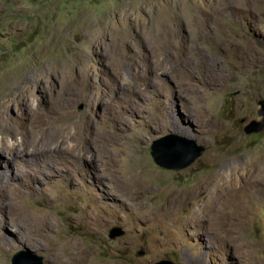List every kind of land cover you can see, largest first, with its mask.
<instances>
[{"label": "rangeland", "instance_id": "1", "mask_svg": "<svg viewBox=\"0 0 264 264\" xmlns=\"http://www.w3.org/2000/svg\"><path fill=\"white\" fill-rule=\"evenodd\" d=\"M15 70L0 121L22 134L1 143L0 173L25 195L0 193V264L25 251L24 264H75L82 250V264H264V128L245 133L264 101V0H0V77ZM169 135L205 151L160 167L151 146ZM219 178L234 203L204 204Z\"/></svg>", "mask_w": 264, "mask_h": 264}, {"label": "bare ground", "instance_id": "2", "mask_svg": "<svg viewBox=\"0 0 264 264\" xmlns=\"http://www.w3.org/2000/svg\"><path fill=\"white\" fill-rule=\"evenodd\" d=\"M167 1V0H166ZM165 2V1H164ZM2 10V9H1ZM160 12H162V14L163 15H165V14H171V11L169 10V9H166V10H160ZM208 16V15H207ZM92 23V22H91ZM215 34V36H218V40H219V42H222V43H224V42H226V32H223L222 30H219L218 32H215L214 33ZM100 39V38H99ZM214 39V38H213ZM98 40V39H97ZM240 41H241V43L243 44V45H246V48H247V46H248V44H246V42L245 41H243L242 39H240ZM96 43V42H95ZM99 45V44H98ZM248 47H250L251 48V45L250 46H248ZM249 48V49H250ZM61 60V59H60ZM76 60V59H75ZM77 61V60H76ZM75 63V62H74ZM48 67V66H47ZM66 69V68H65ZM46 70V69H45ZM48 71V70H47ZM35 72V71H34ZM73 72H75V71H73ZM77 72V71H76ZM48 73H49V71H48ZM70 73L72 74V71L70 70ZM79 73H80V71H79ZM40 75V74H39ZM48 75V74H47ZM50 76V75H49ZM59 76V75H58ZM28 77V76H27ZM30 78V77H29ZM41 78V77H40ZM203 78H205V77H203ZM25 79V76H24V74L22 73V71H20V70H15V71H13L11 74H8V75H5V76H3V77H0V87H2V88H4V92H5V94H14L15 93V90L17 89V87H18V85H19V83L20 82H22L23 80ZM208 81V80H207ZM215 81V80H214ZM60 82V81H59ZM32 83V82H31ZM64 84V83H63ZM43 86V85H42ZM44 87V86H43ZM42 87V88H43ZM42 93V92H41ZM46 93V92H45ZM11 97V96H10ZM14 98V97H13ZM9 99V98H8ZM28 100V99H27ZM24 101V100H23ZM1 102V101H0ZM7 103H9V106H11L12 105V99L9 101V102H7ZM39 103V102H38ZM46 103V102H45ZM4 104V103H3ZM48 104V103H47ZM65 104V103H64ZM5 105V104H4ZM63 105V104H62ZM8 106V107H9ZM6 107V106H5ZM18 107V106H17ZM16 107V108H17ZM24 108V107H23ZM12 109V108H11ZM61 109V108H60ZM29 110L31 111V112H33V113H36V112H38L39 111V109H38V107L37 106H33V105H30V108H29ZM177 110V109H176ZM28 111V110H27ZM173 113V112H172ZM58 114V113H57ZM60 115V114H59ZM170 115V114H169ZM175 115H177V111H176V114ZM56 116V115H55ZM169 117V116H168ZM18 120V119H17ZM87 120V119H86ZM30 122V121H29ZM12 123V122H11ZM87 123V122H86ZM29 125H30V123H29ZM14 127V126H13ZM23 127V126H22ZM25 127V126H24ZM27 128V127H26ZM21 129V128H20ZM23 129V128H22ZM181 132V131H180ZM15 134L17 135V134H22V133H20V132H17V131H14L13 129H12V127L10 126V123H9V119H8V121L7 120H5V119H2L1 121H0V145H1V143H3V144H7L8 142H7V140H10V139H14V140H16L15 139ZM120 134V133H119ZM118 133H112V135L114 136V139H115V142H117V141H119V140H121L120 138H121V135H119ZM105 136H107V135H105ZM109 136V135H108ZM111 137V136H110ZM11 140V141H12ZM107 140V139H106ZM103 142V141H102ZM22 143V142H21ZM34 149V148H33ZM112 150V149H111ZM114 150V149H113ZM17 152V151H16ZM112 152V151H111ZM116 153H117V155L119 156L120 154H119V152L118 151H116ZM26 154V153H25ZM55 154V153H54ZM3 155V154H2ZM1 156V155H0ZM22 156V155H21ZM20 156V157H21ZM30 156V155H29ZM55 156H57L56 154H55ZM37 157V155H31L29 158H36ZM3 158V157H2ZM26 159L28 158V157H25ZM52 159V158H51ZM21 160H23V159H21ZM18 162V161H20V159H17V157H14V158H10L9 157V160H4V162L6 163L5 165H6V168H10L8 171H10V170H12V169H15V162ZM55 161V160H54ZM24 162V161H23ZM50 162V161H49ZM121 162H128L127 161V159H122L121 160ZM51 163V162H50ZM21 164V163H20ZM247 164H248V161H247ZM254 164V163H253ZM251 165H252V163H251ZM51 166H53V165H51ZM56 166V165H55ZM233 166V165H232ZM253 167V166H252ZM58 168V167H57ZM260 168V167H259ZM17 169V168H16ZM232 169V168H231ZM230 169V170H231ZM249 169V168H248ZM253 170V169H252ZM122 171V170H121ZM249 171V170H248ZM57 172V171H56ZM239 172V171H238ZM15 173V172H14ZM127 173V172H126ZM245 173H247V171L245 172ZM253 173V172H252ZM18 174V173H17ZM8 175V174H7ZM123 175V174H122ZM249 176V175H248ZM18 176L16 175V174H13V171L11 172V174H10V178L9 177H7L6 176V174H3V173H0V193H4V192H6L7 193V191L8 192H10V194H9V197L12 199V200H14V201H16L17 203H19L18 201H20V196H23V195H25V187H23V184L22 185H15V186H12L13 185V183L10 185V182L11 181H13V180H15V178H17ZM254 177H256L255 176V174L253 173L251 176H249V179L251 180L252 178H254ZM19 178V177H18ZM21 178V177H20ZM229 180H230V176H228L227 177ZM245 178V177H244ZM246 178H247V176H246ZM220 179L221 178H219L216 182H215V184H212V187H214L215 188V192H212V194H211V197L210 198H208V199H206L205 201H204V204H209V205H211L212 207H216L218 204H220L221 206H224V205H226V204H231V203H234L233 202V200H231V199H227L228 200V202L229 203H221L220 202V196H222V194L223 193H225V189L224 188H222V186L220 185L221 184V182H220ZM232 180V179H231ZM39 181V180H38ZM245 181H246V179H245ZM232 182V181H231ZM226 183V182H225ZM234 183V182H233ZM247 184H248V182H247ZM250 184V183H249ZM253 184V183H252ZM233 186H234V184H233ZM258 186V185H257ZM257 188V187H256ZM117 189V188H116ZM202 189V188H201ZM233 189H234V187H233ZM194 192V191H193ZM256 192V191H255ZM258 192V191H257ZM179 193V192H178ZM7 195V194H6ZM227 195V194H226ZM4 196V195H3ZM175 196H176V194H175ZM192 196V195H191ZM25 197V196H24ZM85 197H86V195H85ZM235 197V196H234ZM261 197V196H260ZM174 198V197H173ZM187 198V196L185 195L184 197H183V199L185 200ZM195 199V198H194ZM236 199V198H235ZM261 199V198H260ZM169 200V199H168ZM174 200V199H173ZM29 204V203H28ZM167 206V205H166ZM163 210V209H162ZM167 210V209H166ZM165 212V211H164ZM147 216V215H146ZM149 216V215H148ZM166 216V215H165ZM34 217V216H33ZM155 218V217H154ZM166 218V217H165ZM168 218V217H167ZM162 219V218H161ZM171 219V218H170ZM197 219V218H196ZM142 220H145V219H142ZM146 220H147V218H146ZM151 220V219H150ZM155 220V219H154ZM164 220H166V219H164ZM161 221V220H160ZM173 221V220H172ZM34 222L35 221H33V223H32V226H31V228H26L25 226H23V224L21 223V222H18L19 223V225L21 226V229H22V232L20 233V236H21V238H24V235L26 234V233H29V234H31L32 236H34V232H33V230H39V227H37V226H34L33 224H34ZM149 222V221H148ZM181 223V222H180ZM188 224V223H187ZM187 224H185V226L187 227V229H185V232H188V231H190L191 230V228L192 227H190L189 225H187ZM5 225H7V222L5 221V220H3V221H0V226L1 227H5ZM176 225H177V223H176ZM222 228V227H221ZM49 229V231H52V227H50V228H48ZM29 230H32V231H29ZM181 230V229H180ZM182 231H184V229H182ZM191 232V231H190ZM189 233V232H188ZM42 235H39L38 234V237H41ZM43 237V236H42ZM36 243H38L39 245H40V247L41 248H46V249H48L49 251H51V246H53V245H55V243L53 242V240L52 239H50L49 237L46 239V238H44L43 237V241H37V240H34ZM11 242V241H10ZM9 241H7L6 239H4L1 235H0V245H2V247H5L6 245H9V246H12V244L10 243ZM56 247H58V251H57V254H60V251H61V249H60V247H59V245L57 246L56 245ZM83 251H85V250H82L81 251V256H78V257H76L75 259H74V263L75 264H82V262H85V258H84V256H85V254H86V251L85 252H83ZM51 264V263H50ZM102 264H106V263H102Z\"/></svg>", "mask_w": 264, "mask_h": 264}, {"label": "water", "instance_id": "3", "mask_svg": "<svg viewBox=\"0 0 264 264\" xmlns=\"http://www.w3.org/2000/svg\"><path fill=\"white\" fill-rule=\"evenodd\" d=\"M260 110L258 111L259 116H261L260 121H252L245 127L246 134L259 133L264 128V101L259 102ZM183 150L186 153L183 154L180 151ZM205 148L198 145L196 141L180 138L176 135L165 136L162 139L155 141L151 146V156L153 157L155 163L160 167L169 170L184 169L190 166L197 158H199ZM174 155L180 162L173 163L171 157ZM124 231L120 228L111 230L109 237L114 239L115 237L122 236ZM26 254H31L30 251L19 252L13 259V264H24L23 257ZM35 262L32 264H43V259L41 257L34 256ZM154 264H177L171 260H160Z\"/></svg>", "mask_w": 264, "mask_h": 264}]
</instances>
